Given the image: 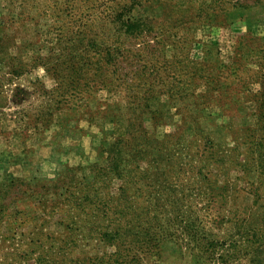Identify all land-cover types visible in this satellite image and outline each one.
<instances>
[{"label":"rangeland","instance_id":"374dc122","mask_svg":"<svg viewBox=\"0 0 264 264\" xmlns=\"http://www.w3.org/2000/svg\"><path fill=\"white\" fill-rule=\"evenodd\" d=\"M0 264H264V0H0Z\"/></svg>","mask_w":264,"mask_h":264},{"label":"trees","instance_id":"16d2710c","mask_svg":"<svg viewBox=\"0 0 264 264\" xmlns=\"http://www.w3.org/2000/svg\"><path fill=\"white\" fill-rule=\"evenodd\" d=\"M114 147L116 146L117 147V145H113ZM127 169L126 170H124V168H120V171L118 172V175L120 176V177H122V178H125L126 176H127Z\"/></svg>","mask_w":264,"mask_h":264}]
</instances>
